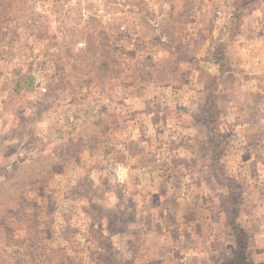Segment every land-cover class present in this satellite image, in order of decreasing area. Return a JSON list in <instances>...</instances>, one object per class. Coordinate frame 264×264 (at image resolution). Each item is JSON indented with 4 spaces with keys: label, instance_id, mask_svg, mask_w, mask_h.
Segmentation results:
<instances>
[{
    "label": "rangeland",
    "instance_id": "374dc122",
    "mask_svg": "<svg viewBox=\"0 0 264 264\" xmlns=\"http://www.w3.org/2000/svg\"><path fill=\"white\" fill-rule=\"evenodd\" d=\"M58 2L0 0V131L9 129L0 136V151L4 153L0 176L5 177L0 181V264H171L177 258L180 264L185 252L195 249L172 252L163 243L165 234L175 243L176 229L181 226L174 214L180 201L164 183L173 182L178 191L185 188L182 177L195 169L197 160L173 157L170 163L160 165L162 171L156 177L149 170V182L159 181L160 187L144 195L139 191L128 195L130 184L114 187L107 178L97 185L88 173L103 172L105 165L89 168L88 162L98 153L104 159L123 162L127 152L133 160L139 158L131 170L138 164L144 169L155 167V157L142 156L145 149L140 146L151 137L134 126L141 116H151V111L147 105H139L146 104L145 95L155 93L153 99L158 100L181 92L200 98L196 111L189 123L180 125L184 135L176 140L172 139L175 131L168 130L173 124L171 113L152 116L157 139L167 138L164 144L156 145L157 151L167 145L169 153L184 149L200 159L210 156L214 163L224 159L235 133L216 136L215 130L220 117L228 114L226 106L231 105L245 114L243 122L236 120L237 129H247L240 160L247 163L245 156L252 159L254 155L259 159L264 152V128L258 127L264 119V61L260 59L264 22L252 28L248 17L260 1L233 3L232 16L223 17L219 30L216 21L221 17L216 10L220 4L212 0H104L105 10L97 15H84L95 2L74 3L69 23L63 25L59 17L48 15L51 5ZM120 3L125 8L117 15L107 9L108 4ZM128 3L136 7L129 8ZM33 5L40 7L39 16L33 15ZM239 6L244 9H238L236 16ZM125 24L128 27L121 32ZM236 44L241 54L234 61ZM74 45L79 51L73 50ZM220 52L223 59L214 56ZM138 57H142L140 66ZM212 68L217 74H212ZM26 105L35 108L45 136L54 134L59 141L41 149L57 162L50 168L46 163L30 166L25 155L9 173L4 160L15 156L18 149L26 154L39 146L40 137L33 133L22 148L11 144L2 147L6 140L22 134ZM164 110L168 112L167 105ZM67 112L72 113L71 120ZM175 112L187 113L188 108L178 104ZM47 116L52 122L44 119ZM61 118L65 124H82L65 133L55 126ZM77 127L82 134L77 133ZM137 133V139H129ZM204 134L207 138L201 140ZM181 167L185 172L177 175ZM230 168H235L230 160L217 164L213 174L227 191V202L234 206L232 214L238 219V212L249 210L248 197L264 200V190L251 183L258 179V169L249 167L243 176L238 171L230 174ZM128 172L125 168L126 176ZM192 187L200 188L201 183L193 181ZM207 200L203 197L205 203ZM192 215L187 211L183 223H194ZM236 227L246 234L243 257L239 256L234 227L233 243L213 247L217 256L208 255L210 264L264 262L260 259L264 247L257 246L256 225ZM241 234L237 237L243 241ZM198 258L199 254L192 256L191 264H197ZM200 264H205L203 259Z\"/></svg>",
    "mask_w": 264,
    "mask_h": 264
},
{
    "label": "clouds",
    "instance_id": "9594fccd",
    "mask_svg": "<svg viewBox=\"0 0 264 264\" xmlns=\"http://www.w3.org/2000/svg\"><path fill=\"white\" fill-rule=\"evenodd\" d=\"M74 5L71 3H65L64 0H59L58 3H54L51 5L52 11L48 12V15H53L55 17H59L61 24H68L69 17L72 13L69 12V9L73 8ZM83 8V5L79 6ZM91 12L84 13V15H97L103 14L105 10V5L101 3H94L90 5ZM127 7L134 8L136 5L134 3H128ZM151 7H155V5H151ZM125 8L124 3L120 4H108L107 9L112 11L113 15H117L119 13V9ZM45 11L47 12V6L45 7ZM40 7L38 5H33V15L39 16ZM68 15H65V14ZM125 18H127V11L125 9ZM43 19V17L41 18ZM264 22V0H260L259 8L253 12L248 17V23L252 28H255L257 24ZM150 23H157L156 21H151ZM219 30V27L223 26V14L220 20L216 21ZM83 27V25H81ZM128 25L125 24L119 30L123 32ZM54 31V29H53ZM254 35V33H253ZM246 47H249L251 51V46L247 43ZM74 51H79V47L77 45L73 46ZM233 60L235 61L236 56L240 55L239 45L236 44L233 46ZM260 59L264 61V52L261 53ZM142 57L137 58V64L140 66V61ZM238 67H245L244 64H238ZM205 67H208L205 65ZM212 74H217L216 68L211 69ZM39 95H42L40 93ZM155 93L151 95H145L143 100L146 102L141 103L139 107L144 108L146 105L151 111V116L144 117L141 116L138 121L134 122V126L139 129H143V134L146 137H151L149 142H142L140 146L145 149L142 156L147 158L155 157L154 165H149L148 169H144L143 167L137 166L136 170L132 169V164L137 163V160H133L131 156H128V153L125 152L126 160L123 162H118L113 157H109L108 159H104L99 153L88 162V167L91 168L93 164H103L105 165V169L103 172L94 173L89 172L90 177L97 181V185L100 184L101 179L107 178L108 183L112 186H127L131 185V188L128 190V195H131L132 192L139 191L141 195L146 194L149 191H155L160 187V182H149V170L153 177H156L161 171L160 167L165 161L170 163L173 157L176 158H194L197 160V164L195 169H189L187 173L182 177L185 188L178 191L176 187H174L173 182H165L164 187L170 193L174 194L176 198L180 201V206L175 210V215L181 222V226L176 229V240L173 243L171 240L167 238V234H165L164 244L169 247L172 252L184 251L185 249H195L194 252L186 251L183 261L180 264H191V257L199 254V258L197 260V264H200V259H203L205 264H210L208 261V255L213 257L217 256V253L212 251L213 247L217 245L227 246L230 243H233L231 238V232L234 227L237 225H243L244 227L251 228L252 225H256L259 229L256 235L257 246L264 247V200H258L254 196L248 197L247 208L249 209L247 213L245 211H240L236 215L239 217L234 218L233 205H230L227 202V191L225 188L221 187L216 183V180L219 178L218 175H214L213 172L216 168L217 164H228L229 160L234 163L235 168L229 169L230 174H234L238 171L241 175L247 176V172L249 167L256 168L259 170L260 175L257 180L252 181L253 186L260 185L261 189L264 190V152L260 154L259 159L254 155L252 159H249L245 156V161L247 163H243L240 160L241 153L245 150L244 145L247 141L243 138L247 132V129H237L236 128V120L237 118L243 122L244 115L243 113L236 112L234 106H226V110L228 112L227 115H222L220 120L218 121V125L215 130V135L220 136L221 133L234 132L235 135L231 138V144L229 145V155L224 159L216 161L215 163L212 161L211 157H205L200 159L196 156L195 152H188L184 149H180L179 151L169 153L167 151V145L161 147L158 151L156 150V145L164 144L163 139H157L155 135V130L151 125L152 116H156L157 118L164 117L169 112L173 117V124L169 127V131H175V135L172 136L173 140L178 139L184 135L183 130L180 128L181 124H187L191 121L193 112L196 111V105L199 103L200 98L192 95V93H188L185 95L183 92L177 93L174 97H161L158 100H154L153 96ZM191 97V99H189ZM117 99L119 97H116ZM178 104L185 105L188 108V112H181L177 114L175 112V106ZM159 105V107H157ZM165 105L168 106V112L164 110ZM261 111L264 112V107L261 108ZM69 120H71V112L66 113ZM24 116L27 117L26 127L22 129V134L17 136L16 138H10L5 141L2 147H7L9 144L18 145L22 148L25 144H28L29 140L33 133L40 137L39 146L33 150L28 151L26 154L21 152L19 149L15 156L9 157L7 160L3 161V164L7 170V172H11L13 169V164L19 163L18 158L25 156L27 157L28 165H40L42 163H46L50 168L52 163H56L55 158L47 151H42L41 149H45L46 146L50 142H59L56 139L54 134H49L45 136L42 131L43 125L41 124V118L36 117L35 108L30 106H25ZM178 117V118H177ZM99 117H93V119H98ZM44 119L52 122V117L47 116ZM82 121H72L70 124H65L64 119L61 118L59 124L55 125L56 127H60L64 130L65 133L70 132L71 127L73 125H80ZM16 125L14 124L13 127ZM156 127H162V124H157ZM260 128H264V119L260 120V124L258 125ZM9 132L7 127L3 128L0 131V136H4ZM77 133H80L79 127H77ZM77 133H72L73 137L77 136ZM82 134V133H80ZM139 133L136 135H132L129 139H137ZM66 138V137H65ZM207 134H204L200 137L201 140H206ZM4 153L0 151V158H2ZM123 165V166H122ZM125 168L129 169L128 175H125ZM185 170L181 167L177 175L180 173H184ZM100 179H97V178ZM138 178V179H137ZM5 180L4 176H0V181ZM198 180L201 183L200 188L194 189L192 187L193 181ZM93 187H96L94 185ZM253 189H250L252 191ZM203 197H207V203L203 201ZM169 197H165L167 200ZM113 201V205L115 204V197H111ZM191 210L193 215L191 220L194 223H183L184 215L187 211ZM167 215V211L165 212ZM197 224L201 227L197 228ZM191 233L188 239H185V235ZM131 239V237H129ZM159 247V243L157 244ZM179 258H177L178 260ZM260 259H264V257H260ZM177 260H172L171 264H177Z\"/></svg>",
    "mask_w": 264,
    "mask_h": 264
},
{
    "label": "built area",
    "instance_id": "2783aa9c",
    "mask_svg": "<svg viewBox=\"0 0 264 264\" xmlns=\"http://www.w3.org/2000/svg\"><path fill=\"white\" fill-rule=\"evenodd\" d=\"M59 1V0H57ZM217 2L218 5L217 6V10H216V14L217 16L222 18V14L223 17H227V16H232V12H233V3L235 2H239V1H246V0H212ZM65 3H88V2H95V3H101L103 4L104 0H64ZM46 90L43 89V92H45Z\"/></svg>",
    "mask_w": 264,
    "mask_h": 264
},
{
    "label": "trees",
    "instance_id": "16d2710c",
    "mask_svg": "<svg viewBox=\"0 0 264 264\" xmlns=\"http://www.w3.org/2000/svg\"><path fill=\"white\" fill-rule=\"evenodd\" d=\"M255 2V1H260V0H248V1H239L238 3L241 5V4H243V3H247V2ZM238 9H239V11L240 12H242L243 11V9H244V7L243 6H239L238 8H237V12H236V16H239L238 15ZM214 56L215 57H221V59H223V54H221V52H220V54H214ZM234 230L236 231V234H235V238H236V240H237V245H238V247H239V252H240V254H239V256H241V257H243V254H244V251H245V249H246V245H247V239H246V234L245 233H243L238 227H235L234 228ZM239 233H242L241 235H242V238H243V241H241V240H239L238 239V235H239ZM244 237H245V240H244ZM15 254V253H14ZM15 256H16V254H15ZM16 264H21V263H18V261H16L15 262ZM261 264H264V262L263 263H261Z\"/></svg>",
    "mask_w": 264,
    "mask_h": 264
}]
</instances>
